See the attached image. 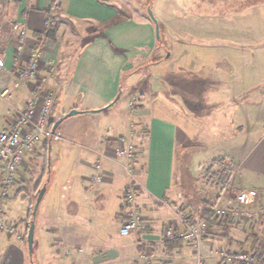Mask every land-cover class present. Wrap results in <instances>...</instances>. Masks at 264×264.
<instances>
[{"label": "crops", "instance_id": "0c3cea01", "mask_svg": "<svg viewBox=\"0 0 264 264\" xmlns=\"http://www.w3.org/2000/svg\"><path fill=\"white\" fill-rule=\"evenodd\" d=\"M54 1L56 0H0V45L7 63L6 69L0 74V90L5 86L11 89L9 95L0 98V130L9 129L13 125L17 110L23 108L38 89L33 81L15 86L17 78L13 72V58L20 46L22 59L26 60L31 48L41 44L42 72L48 76L45 85L53 88L56 94L58 88L65 83V77L69 82L67 92L73 83H79L88 77L90 80L87 85L99 102H90L87 106V124L83 130H78L80 140H74L71 136L79 128L75 123H67L65 131L60 128V125L66 122L63 119L58 128L62 133L61 139L43 141L34 152L26 154L21 166L23 183H18L11 189L10 195L4 199V208L9 199L22 191L26 197H30L31 203L37 198L38 183L42 181L41 178L43 179L51 164L50 156L52 158L53 150L56 153L60 148H66L63 142L77 146V149L85 148L89 152L81 156L82 151L71 149L73 153L68 157L73 160L56 165V176L67 180L63 179L62 184H53L44 193L38 208L40 209L44 202L43 211L39 213L35 224L32 251L28 246V234L22 219L4 218L8 222H15L17 229L12 235L0 230V264H198V256L202 259V264H239L228 262L226 255L237 253L243 243H248L251 237L258 236L252 231L255 226L251 225L252 221H237L236 217L232 219L228 215L216 220V223L206 230L202 244L197 250L181 239L165 241V229L178 223V209L181 208L183 212L186 208L184 210L194 217L205 211V206L209 205L207 202L200 203L202 205L199 204L198 208H203L197 213L193 207L196 186L189 185L185 188L181 185L173 188V175L174 168L180 169L184 166V161L180 160L183 157L189 159L192 173L198 164L206 168L210 158L207 160L204 156V160L199 163L195 161L196 158L202 157L203 151L206 150L199 147H193L195 149L192 150L189 147L190 152L185 153L184 148H181L184 144H180H193L197 136V131H194L196 126L200 132L211 127L207 118H204L205 113H198V109L209 110L208 99L198 95L213 93L214 87L198 88L189 84L188 89L183 90L176 86L178 94L186 93L190 99L188 105L183 103L184 113L175 112L176 122L155 116L153 109L147 108L142 100L146 94L132 107L131 94L127 108L123 111L118 108L110 111L107 116L111 118L104 124L102 115H95L96 111L106 112L108 108L117 105L127 79L130 78V83L140 86L138 79L142 71L139 67L145 60H150L149 65L152 63L151 65L157 66L161 71L168 68L164 73L173 80L190 83L198 77L177 76L164 63L167 61L154 56L159 41L154 21L140 6L129 8L133 9V15L136 17L135 20L129 19V15L125 14L128 13L127 8H120V0H59V9L54 12V16L59 17L58 25L42 37L47 29L46 17ZM167 16L176 19L173 13H168ZM157 20L161 29H182L177 22L172 24L164 16L157 17ZM16 25L24 28L26 33L22 34ZM103 37L108 39L109 43L105 42ZM166 39L169 40L167 35ZM117 46H120V50ZM104 48L111 53L104 54ZM173 53L174 51L168 55ZM49 62H57L58 66L56 73L52 75L46 68ZM72 62L75 63L73 68ZM135 69L138 71H134ZM227 74L222 73L221 78L227 77ZM133 77H136L135 82ZM156 86L152 80L150 92L161 94L162 90ZM78 89L79 86L75 94ZM241 91L236 94H241ZM200 98L204 99L203 104L198 102ZM108 102V107H101L103 103ZM66 109H77L79 112L82 110L75 104L67 105ZM187 116L194 117V122L188 121ZM245 131L240 138L243 143L240 154L229 156V153H226L228 157L225 158L231 159L232 165L235 166L227 188L221 189L218 183V172L225 164V161H221L216 171L211 169V174V170L203 171V190L205 196L215 198L214 201L206 199L210 201V207L216 202L229 206L237 192L246 191L248 200L244 208L252 209L256 214H260V220H264V131L255 138V144L250 150L246 144L252 139L254 130ZM202 133L201 136H204V132ZM205 134L211 138L210 133ZM121 135L137 145L138 158H135L134 167L141 183L136 203L142 212L143 220L140 228L128 236L119 233V228L126 218L123 191L128 181L123 168L125 159L117 151L118 146L122 145L119 140ZM39 156L44 157L43 164H37ZM36 166L39 167L38 170ZM75 167L86 170L82 176V182L86 181L81 187L82 192L69 185ZM101 173L103 180H95V176ZM238 174H244L246 179L237 182ZM2 175L0 170V184ZM231 192H234V195ZM2 211L4 217L5 210ZM109 212L114 219L115 231L112 232L101 228V220ZM260 223L255 222V227L261 226ZM249 224L251 228L248 230Z\"/></svg>", "mask_w": 264, "mask_h": 264}, {"label": "rangeland", "instance_id": "374dc122", "mask_svg": "<svg viewBox=\"0 0 264 264\" xmlns=\"http://www.w3.org/2000/svg\"><path fill=\"white\" fill-rule=\"evenodd\" d=\"M119 5L120 8H127L126 11L128 13L125 14L127 16L129 15L128 17L131 20H135L136 17L133 15V9L129 8L142 7L149 16L152 11L156 18L164 16L169 19L168 21L172 22V24L173 22H177L179 27L182 29L167 30L166 28H160L158 49L156 50L154 56L157 55L159 56V59L167 61L164 63L175 72V75L187 78L190 76H197L198 79H194L190 83L188 81H181L177 79L173 80L172 77H169L164 73L168 70V68L161 71V69L157 68V66L151 65L152 63L149 65L150 60L148 58L149 61L145 60L140 64L142 66L139 67L142 71L141 77L138 79L140 86L137 83H130V78L127 79L124 91L121 93V97H119L117 105L115 107L113 106L114 108H108L106 112L96 111L95 115L100 113L99 115H102L104 124H106L111 118L107 116L110 111L117 108L123 111L127 108V103L131 94L133 95L130 101L140 100L139 98L146 94V97L142 100L147 108L153 109L155 116H162L168 120L176 122L177 115L175 112L180 111L184 113L182 107H185L184 104L188 105L190 102L188 94L181 92L178 94L177 89H175L176 86L183 90L188 89L189 84L193 86L195 85L198 88H203L205 86L214 87L212 89L213 93L198 95V97L206 96L208 99L209 104L207 109L209 110L198 109V113L200 114L201 111L205 113L204 118H207L206 120L211 124V127L207 130H201L200 132V130H198L199 127L196 126L194 131H197V136L195 138L196 140H193V144L191 143V145H189L187 142L180 144V146H183L182 144H184V146L181 147L182 149L184 148V152H190L189 147H191L192 150L198 147L201 150H206L205 152L203 151L204 155H202V157L195 159V161L199 163L205 158L207 160L210 158L206 163V168L204 169V167H201V165L198 164V167H196L197 169H194L195 172L192 173L190 172L189 159L183 157V159L180 160L184 161V166L180 169L174 168L175 175H173L175 177L173 188L174 186L181 187V185L185 188L189 185L193 187L196 186L193 207L198 213L199 210L203 208H198L200 203L205 202L206 199H210L212 201L215 200V198L213 199L205 196V192L203 190L205 185L202 180L205 172L203 171H207L208 167L209 169L211 167L212 170L216 171L219 167V162L225 161V164L221 169H225L230 178L224 188L221 185L220 186L221 189L227 188L232 176V170L235 166L232 165L233 161L231 159L225 158L226 156L228 157L226 153L228 152L229 156L240 154L243 149V143H241L240 138L246 133L245 130H254L252 139L248 144H246L249 150L254 146V141L258 134L264 131V0H120ZM162 13H164V15H162ZM168 13H173L176 19H172L171 16H167ZM58 22L59 17L56 18L55 26L58 25ZM166 35L169 37V40L166 39ZM103 39L105 42L108 40L104 37ZM71 49H73V47ZM77 49L80 51L79 46H77ZM104 49V54L108 55V53H111V51H107L106 48ZM117 49L120 50V46H117ZM173 51V54L168 55ZM154 60L157 61V59ZM53 63L55 68L49 71V74L51 73V75L56 73L58 67L57 62ZM47 64L50 65V62ZM74 66L75 63L72 62L71 67L73 68ZM223 70L228 73V76L221 78L222 73H224ZM134 71L138 70L135 69ZM65 78V83H63V86L58 88L57 94L55 93L57 99L55 108L52 112V117L57 121L62 115H65L73 110L66 109L67 105L69 106L71 104H75L79 106L82 110H80L79 113L67 116L65 118L66 122L62 123L60 128L65 131L67 123H75V125L79 128L75 130L71 136L74 140H80L78 130L84 129L88 119L87 111L89 110L86 108L90 102L94 103L99 101L97 96L90 91V86L87 85L90 80L88 77L83 78L79 83H73V86L68 92L69 82L67 77ZM135 79L136 77L132 78L134 82ZM152 80L154 81V84L157 85L156 87L162 90L161 94L159 93L156 95L155 93L150 92ZM209 82H213V84L211 85ZM78 86V93L75 94ZM47 88L50 87L44 85L42 90L38 88L39 90L37 89V91H34V95L36 94L38 98L42 97L45 94V89ZM137 89L139 90L136 92ZM239 90H242V93L236 94ZM9 91L11 92L10 88ZM173 93L178 95L176 96ZM134 95H137L138 97ZM32 98L27 100L24 108L27 106L28 102L32 100ZM198 102L203 104L205 101L203 98H200ZM109 105V102L108 104L103 103L101 107L106 108ZM232 115H234V117ZM232 117L234 120H232ZM186 118L188 121L193 122L195 119L191 116H187ZM202 132H204V136H201L203 135ZM205 133H210L209 136H211V138L206 137L208 134ZM63 145H65L66 148L62 147L56 153L55 150H53L52 158L50 156V168L52 173H45L41 189L44 185L47 190V188H50L57 182H60L61 184L63 183L64 178H58L56 176L55 167L59 164V162H61V164L64 162H71L73 158L68 157V155L73 153L71 149H77L75 148L77 146L73 147L71 144L66 145L65 142H63ZM77 151H82L81 156H85L88 150L80 147ZM136 157L138 158V155H136ZM203 157L204 159H202ZM37 160V164H43L44 157L39 156ZM36 168L37 170L39 169L38 166H36ZM212 170L210 171V174L212 173ZM85 173L86 170L82 167H75L72 171L69 185L72 186V188L74 187L76 189H80L82 192L83 189L81 187H83L86 182H82V176ZM127 174L128 173L126 172V175ZM240 175L241 174L236 175L237 182H242L246 179L244 174H242L241 177ZM133 176L136 181L140 183L135 167ZM64 180H67V178ZM102 180L103 178L99 181ZM38 182L39 180L37 183ZM18 183H23V180L18 181L12 188L17 186ZM197 188L200 189L197 190ZM186 190L188 191V189ZM242 191L243 190L237 192L235 197ZM231 193L234 195V192ZM30 203V197H26L24 191L19 192L9 199L5 208L3 202L2 210H5V215L3 217L2 211V219L6 225L15 227V231L13 233L10 234L7 232L8 235L14 234L17 228L15 222H8L4 218L9 220L22 219L26 227L29 219ZM216 203H213V206ZM43 205L44 202L42 203L40 209H38L36 217L31 219V221L35 220V224L39 219V213H42L43 211ZM201 205L202 204H200V206ZM244 205L242 209H246L248 212L246 214H242L238 209L239 213H233L235 215L233 217H236L237 221H252L251 225L255 226V222L260 221L261 226H253L252 231L255 232L258 237L263 239L264 220H260V218H258L260 214H256L250 208H244ZM181 207L184 208V206ZM184 209L186 210V208ZM184 209L182 213L190 214V212L185 211ZM194 217L199 219L203 216H201V213H198L197 215H194ZM113 220L111 212L107 213L106 217H103L101 220V228L109 232L115 231ZM247 227L249 230L250 224L247 225ZM252 242L253 241L250 240L248 243H243V246L238 249V252L242 250L253 252L251 250Z\"/></svg>", "mask_w": 264, "mask_h": 264}, {"label": "built area", "instance_id": "2783aa9c", "mask_svg": "<svg viewBox=\"0 0 264 264\" xmlns=\"http://www.w3.org/2000/svg\"><path fill=\"white\" fill-rule=\"evenodd\" d=\"M50 12L46 17L47 29L42 37L55 27L56 17L54 12L59 9V0L54 1L50 8ZM22 34L26 31L20 25H16ZM19 47L18 53L13 58V72L16 76L15 86L27 81H33L35 85L42 90L48 81V76L42 72L41 59V44H37L31 48V51L26 60L22 59ZM48 71L55 68L54 63L46 65ZM6 57L0 45V74L6 69ZM10 94L9 86L3 87L0 90V98H5ZM133 107L136 101H131ZM56 104L55 90L51 88L45 89V94L38 98L35 94L27 106L17 110L15 121L9 129L0 130V170H2V178L0 184V229L8 233L15 231L14 226L6 225L2 219V206L4 199L9 196L12 187L22 181L24 177L21 174V166L25 160L26 154L34 152L38 145L43 141H57L62 138V133L59 129L50 127L52 112ZM122 147L119 145L117 151L119 155L125 159L123 167L128 173L129 181L124 186L123 205L126 209L125 220L120 226L119 233L122 236H128L134 231H137L142 224V212L137 206L136 199L141 188V184L136 181L133 176L134 162L138 152L137 145L130 142L124 135L119 138ZM100 164H98V167ZM103 178L102 174H98L95 179L97 181ZM248 200V193L242 191L238 193L231 205H222L217 202L212 207V219L220 220L224 216H235L239 211L246 214L248 210L242 209L243 205ZM239 209V211H238ZM178 223L170 225L165 229V241L181 239L186 244L195 248L200 247L203 241V236L208 228V217L194 218L190 214L182 213L179 209ZM228 262H246L257 263V258L254 252L242 250L238 253L226 255ZM198 264H202L200 256H198Z\"/></svg>", "mask_w": 264, "mask_h": 264}, {"label": "trees", "instance_id": "16d2710c", "mask_svg": "<svg viewBox=\"0 0 264 264\" xmlns=\"http://www.w3.org/2000/svg\"><path fill=\"white\" fill-rule=\"evenodd\" d=\"M64 116V115H63ZM65 119V118H64ZM56 120L52 119L50 121V127L53 128V126L55 125ZM59 128V127H58ZM57 128V129H58ZM215 162V161H214ZM51 166H48L46 173H52V170L50 168ZM211 170V167L209 169H207V171ZM218 176L220 178V181H218L219 185H221L223 188L227 185V182L230 178L229 174H227L225 169H220V171L218 172ZM44 177V176H43ZM43 179L42 181L39 183L38 189L37 191L39 192L41 189V185H42ZM35 200L30 203V207H29V219H28V223L26 224V232L28 234L29 228H30V221L33 218V209H34V204H35ZM207 202V201H205ZM209 205L205 206V211H203L201 213V216L203 217H208V226H211L212 224L216 223L215 219H212V207H210V202H207ZM252 239V245H251V250L255 253L256 258H257V263H253V264H264V238H259L258 236L256 237H251ZM239 264H250V263H246V262H239Z\"/></svg>", "mask_w": 264, "mask_h": 264}, {"label": "water", "instance_id": "95a60500", "mask_svg": "<svg viewBox=\"0 0 264 264\" xmlns=\"http://www.w3.org/2000/svg\"><path fill=\"white\" fill-rule=\"evenodd\" d=\"M150 17L151 19L154 21L155 23V26H156V34L157 36L159 37L160 36V25L158 23V20L157 18L154 16L153 12L151 11L150 12ZM115 101H113L114 103ZM101 110V109H100ZM79 111L77 109H73L72 111H70L69 113L65 114L64 116H61L55 123V125L53 126V129H57L59 127V125L61 124V122L63 121L64 118H66L67 116H70V115H74L76 113H78ZM46 191V186L44 185L42 187V189L39 191L38 195H37V198H36V202L34 204V209H33V217L35 218L36 215H37V211H38V208H39V205H40V202L44 196V193ZM34 231H35V220H32L31 221V224H30V228H29V231H28V235H27V240H28V246H29V249L30 251H32L33 249V245H34Z\"/></svg>", "mask_w": 264, "mask_h": 264}]
</instances>
